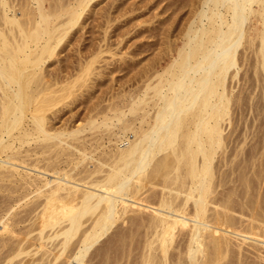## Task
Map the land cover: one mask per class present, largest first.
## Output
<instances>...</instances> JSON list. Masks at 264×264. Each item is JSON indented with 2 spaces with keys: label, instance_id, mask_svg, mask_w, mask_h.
I'll use <instances>...</instances> for the list:
<instances>
[{
  "label": "bare ground",
  "instance_id": "1",
  "mask_svg": "<svg viewBox=\"0 0 264 264\" xmlns=\"http://www.w3.org/2000/svg\"><path fill=\"white\" fill-rule=\"evenodd\" d=\"M199 1L166 67L154 57L133 69L141 90L107 91L82 115L71 105L95 85L89 75L104 76L94 63L114 55L108 14L91 56L77 50L48 71L89 0H0V264H132L134 248L135 264H264L258 155L237 159L224 134L243 40L255 44L264 97V0Z\"/></svg>",
  "mask_w": 264,
  "mask_h": 264
},
{
  "label": "rangeland",
  "instance_id": "2",
  "mask_svg": "<svg viewBox=\"0 0 264 264\" xmlns=\"http://www.w3.org/2000/svg\"><path fill=\"white\" fill-rule=\"evenodd\" d=\"M153 1H155V2H153ZM168 3H170V4H168ZM199 3H200L199 0H174V1L173 0H150V1L149 0H89L87 7L91 11L89 9H88L89 11L86 10L85 13L82 15V17L80 18L81 19L80 21H82V20H83V22L85 21L84 22L85 24L82 22V23L76 25L74 27L75 29L73 28L74 31H73V33H71L72 35L70 34V36H69V40H68L69 43L66 45V47H64V49L61 51V53H59V56L53 57V59L51 58L52 60L50 59L51 61L49 60V62L46 63V65L47 64L49 65V66L47 65L46 69H48V71L49 70L52 71V67L54 69V67L59 64L61 59H62L61 63H63V60H65L64 62H66L67 59H68V61L70 59L71 60L77 59L76 56H78V57L81 56V55L76 54L78 52L77 50H79V51L82 50L80 52H81V54H83L81 56V57L84 56L83 58H87V57L91 56L90 53H92V51L96 48L94 46L98 45L100 38H101L100 35L103 32L104 27L102 25L105 23V20H106V18L104 16H106L108 14L106 17L109 16L110 22L112 23V26H111V23L109 22L110 27L108 29L109 33L107 35L109 37L107 38V42L109 43L108 44L109 48L113 51L114 55H111L109 52L103 53V55L99 59L100 61L94 63V66L96 65L95 69H94L95 73H97L98 71L103 69L105 73L102 72L101 75H104V76L99 77L98 80H100V81H98L97 77H95L97 75H95L93 73H92V75H89V76H91L90 77L91 80L88 81V85L90 83H91L90 86L93 85V83L95 85L91 86L89 88V91L84 93L85 96H83L81 100L78 97L79 100H75L74 104L71 105V108H73V110L76 112H78V111L81 112V114L83 115V113L85 112L84 108H82V107H84L83 103L88 104L90 102L89 104H91L92 101L94 102L96 100H99L100 98L103 99L102 97H105L104 95H106L107 91H108V93H107L108 95H106L107 98H108V96L110 97V94L117 92L119 95L125 94L124 96H121L120 98H121V100H123L122 98H124V100H126L127 98L125 96H127L129 93H134L136 91L138 92V90H141V88H143V85L145 83V81H144L145 79L143 77H141V79L139 78L140 81H138L139 79L137 80V82L134 81V79H135V76H134L135 74L133 75L134 71L140 72L141 70H143L147 66V64H149L148 62L152 63L153 60L156 61L154 57H157V56H158L157 59L159 57L161 58V59L159 58L160 61L158 60V62L156 64V68L160 71L161 68L166 67L168 65V63L174 58L173 56H175V54H176L175 50L180 48V45H182L184 42L183 35H184V30H186L185 26H187V24H189L190 21L188 23H185V22L190 20L191 15L194 16V14L197 12V10H199V8H198ZM129 4H131V5H129ZM118 5H119V7H118ZM166 5H167V7H166ZM195 6L198 9H196ZM116 7H117V9H116ZM193 8L196 10L194 11ZM85 9H87V8H85ZM163 9H165V10H163ZM102 11H103V13H102ZM104 11H105V13H104ZM167 15H169V16H167ZM102 17H104V19ZM112 18H113V21H112ZM99 19L101 21H99ZM127 20H129V22ZM116 24L118 25V27ZM83 26H84V28H83ZM156 26H158V27H156ZM78 28H79V30H78ZM115 30H117V32ZM127 32H128V34H127ZM167 32H169V33H167ZM153 33L156 35H154ZM157 35H159V36H157ZM148 37L151 40H149ZM161 38H162V40H161ZM164 38L167 41L166 43H165ZM155 39L157 42L155 41ZM119 40H121V41H119ZM126 40L128 42H126ZM169 41H171V43ZM181 42H182V44H181ZM143 43H145V44H143ZM155 43H157L159 45H157ZM167 43L171 47V49L166 48ZM254 43H256V42H254ZM134 44H136V45H134ZM131 45H133L132 48H131ZM149 45H150V47H149ZM151 45L153 48L151 47ZM71 46H74V47H71ZM175 46H176V48H175ZM254 46H255V44L250 45L246 40H243V43L237 49L236 59H237V63H238L237 64V67H238L237 70L238 71H236L237 74L235 77L230 76L231 79L229 77L227 79V84H228L227 86H229L228 89H230L229 91H231V92H229V98H230V96H231V98H230V103L228 106V113H227L228 116H226V117H228L227 120L229 119L230 122H228V123H227V121L225 122L224 134H226L228 136L227 137L228 139L226 141L228 143L227 144V151L229 149H231V150H229V152L235 151L236 153H238L239 156H237V159H239L241 154L243 156L244 154H247L248 152L253 153V151L255 150L254 151V153L256 154L255 157L257 158V155H258V158H260V159L257 158L258 160L257 159L254 160L255 162L253 161L252 164H254V166H256L257 163H260V166H262V167H260L259 164L256 167H259V169H261L262 172H261L259 178H257L254 175L252 180H253V184L255 185V183H256L255 186L256 187L258 186V188H256V189L258 191H260L259 194L264 195V154H263V152H264V104H263L264 97H262V89H261L262 88V82H261L262 75H261V71H258L259 70V68H258L259 64H258V62H256L257 56L255 55V52H254V48H255ZM141 48H143V49H141ZM163 48H164V50H163ZM167 50H169V51L167 52ZM170 50H172V51H170ZM162 51L163 52L165 51L166 53L163 54ZM82 52H84V53H82ZM173 52H174V54H173ZM64 54H66V55H64ZM60 55H61V57H60ZM74 55H76V56H74ZM148 58H150V59H148ZM132 59H133V61H132ZM143 59H145L146 62ZM113 60H114V62H113ZM124 60L127 62H125ZM134 60H135V62H134ZM141 61H144V62H141ZM137 62L139 63V65ZM128 63H129V65H128ZM115 64H116V66H115ZM133 64H134V66H133ZM130 65L132 66V68H130L131 67ZM157 65H158V67H157ZM107 66H108V68H107ZM117 66H118V68H117ZM142 66H143V69H142ZM110 68L114 69V70L116 69V70L115 71L113 70L111 72ZM106 69H109L110 71L107 70L108 71V73H107ZM133 69H134V71H133ZM74 71L76 72V70H73L72 72L70 70L71 73H75ZM127 71H128V74H127ZM109 72L111 75H109ZM118 72H119V74H118ZM124 74H125V76H124ZM118 75H120V77ZM133 76H134V78H133ZM142 78H143V80H142ZM118 82H119V84H118ZM99 83H101L102 85H100ZM99 85H100V87H99ZM112 87H114V88L112 89ZM100 88H102V89H100ZM121 88H123V90ZM137 88H138V90H137ZM82 89H83V87H82ZM133 89H134V91H133ZM259 89L261 90V92H260L261 95L259 93ZM104 90H106V91H104ZM103 93H104V95H103ZM99 94H101L102 96L100 95L101 97H98ZM95 96H97L98 99ZM259 97H261L262 99ZM83 100H84V102H83ZM105 100L106 101L102 100V102H101V103H103V106L106 105V103H108V101H107L108 99L105 98ZM86 101H87V103H86ZM81 105H82V107H81ZM75 106H77V107H75ZM69 114H70V112H68V114L66 112L64 115L68 116ZM129 135L131 136V133H129ZM254 147L257 149H255ZM256 151H257V153H256ZM260 153H262V154H260ZM237 159L235 158V161ZM217 160L218 159H215L214 162L216 163ZM248 162H250V161H247V163ZM233 163L235 164L234 161L232 162V165H234ZM261 191L263 192L262 194H261ZM260 198L263 199L261 196H260ZM24 207L21 206V208H19V209L22 210V208H24ZM143 213H145V215ZM141 214H142V216L144 215L143 217H146V215L148 213H147V211H144ZM117 223H118V226L120 227L121 225H119V222H117ZM123 226H127V225L125 224ZM123 226H121V229L124 228ZM127 227L124 228V230H123L124 232H125V229L128 230ZM121 229H119L120 231L118 233L120 235L123 234V233H121L122 232ZM110 230L112 231V228ZM110 230L107 234L103 235L100 239L104 240V238H106V236L111 232ZM233 235L231 237H233ZM234 236H235V238L233 237V239H235L237 241L233 242L235 240H232L231 242H233L234 244L239 243L238 240L240 238L238 239V237H236V235H234ZM117 237L120 238L119 235H117ZM115 241H116V238H115ZM100 242L97 244H100ZM114 243L115 242H113V244ZM113 244H112V247L115 245V244L114 245ZM247 246L248 245L246 243L243 244L244 248L245 247L248 248ZM135 247H137V246L135 245ZM117 248H118V246H116V248H113V250L116 249L119 252V248L118 249ZM249 249H251L250 246H249ZM134 250L136 251V253H134V255H135L133 258L134 262H131L132 264H135V259L137 260V258H138V252H137L138 249L136 250L134 248ZM118 252L114 253L115 255L117 254L115 256L116 258L119 254ZM111 253L113 254V251H111ZM249 254H251V252H249ZM252 255H254V254L252 253ZM252 255H250L249 258ZM228 256H229L228 257L229 260H232V259H230L231 257L234 258L232 256V252H231V255L229 254ZM118 257H119V260H118L119 264H129V263H127V260L125 258H122L120 256H118ZM251 260H254L253 256L250 258V261ZM255 261H256V258H255Z\"/></svg>",
  "mask_w": 264,
  "mask_h": 264
}]
</instances>
